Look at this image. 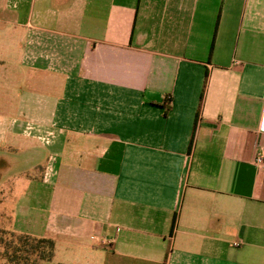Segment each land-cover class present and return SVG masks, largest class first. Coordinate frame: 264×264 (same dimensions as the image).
I'll return each mask as SVG.
<instances>
[{"label":"crops","instance_id":"obj_1","mask_svg":"<svg viewBox=\"0 0 264 264\" xmlns=\"http://www.w3.org/2000/svg\"><path fill=\"white\" fill-rule=\"evenodd\" d=\"M263 93L264 0H0V213L51 264H264Z\"/></svg>","mask_w":264,"mask_h":264},{"label":"trees","instance_id":"obj_2","mask_svg":"<svg viewBox=\"0 0 264 264\" xmlns=\"http://www.w3.org/2000/svg\"><path fill=\"white\" fill-rule=\"evenodd\" d=\"M55 242L0 228V264H51Z\"/></svg>","mask_w":264,"mask_h":264},{"label":"rangeland","instance_id":"obj_3","mask_svg":"<svg viewBox=\"0 0 264 264\" xmlns=\"http://www.w3.org/2000/svg\"><path fill=\"white\" fill-rule=\"evenodd\" d=\"M39 172H38V170L36 169H33L32 170V172L30 173L33 177H35V176H38L39 174H38ZM19 185V184H18ZM27 191V190H26ZM29 191V190H28ZM9 193V191H8V188H4V186L3 187H1L0 188V202L2 201V200H4L5 202H8V201H10V200H12L11 198H13V197H15V199L16 198H20V197H22V195H24V190H22V189H15V190H13L12 191V194H8ZM14 201V200H13ZM9 205L11 206V203H9ZM1 208V207H0ZM2 210L0 209V212H1ZM7 212H2V213H0V228H5V229H7L8 227H9V221H7L8 220V217H7ZM60 259V254L57 252L56 254H54V262L55 263H57L58 261H60L59 260Z\"/></svg>","mask_w":264,"mask_h":264},{"label":"built area","instance_id":"obj_4","mask_svg":"<svg viewBox=\"0 0 264 264\" xmlns=\"http://www.w3.org/2000/svg\"><path fill=\"white\" fill-rule=\"evenodd\" d=\"M238 62H235V64H237ZM259 129L261 132H264V93L261 99V111H260V119H259ZM263 158H264V153L263 151H260L259 153H257L256 159H255V163L258 166L262 165L263 162ZM236 244V243H235Z\"/></svg>","mask_w":264,"mask_h":264}]
</instances>
